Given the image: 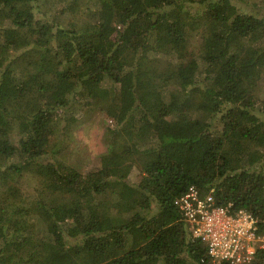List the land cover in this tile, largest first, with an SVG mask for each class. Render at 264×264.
Wrapping results in <instances>:
<instances>
[{
  "label": "trees",
  "instance_id": "16d2710c",
  "mask_svg": "<svg viewBox=\"0 0 264 264\" xmlns=\"http://www.w3.org/2000/svg\"><path fill=\"white\" fill-rule=\"evenodd\" d=\"M263 60L264 13L233 0H0V264H214L174 204L191 185L264 235ZM85 107L108 149L82 172Z\"/></svg>",
  "mask_w": 264,
  "mask_h": 264
},
{
  "label": "built area",
  "instance_id": "2783aa9c",
  "mask_svg": "<svg viewBox=\"0 0 264 264\" xmlns=\"http://www.w3.org/2000/svg\"><path fill=\"white\" fill-rule=\"evenodd\" d=\"M174 204L188 223L192 238L206 245L214 264H252L257 250L264 249L257 218L246 210L234 212L232 204H217L212 191L203 195L191 185Z\"/></svg>",
  "mask_w": 264,
  "mask_h": 264
},
{
  "label": "rangeland",
  "instance_id": "374dc122",
  "mask_svg": "<svg viewBox=\"0 0 264 264\" xmlns=\"http://www.w3.org/2000/svg\"><path fill=\"white\" fill-rule=\"evenodd\" d=\"M243 11H252L255 14H263L264 12L258 9V0H233ZM262 70L264 72V60ZM262 95L264 96V80L262 81ZM132 119L128 124H131ZM106 116L98 109L89 110L87 107L83 110V115L73 128L69 140L68 147L64 154L68 157V162L82 172H87L91 169H98L102 166L103 158L107 154L106 143ZM0 177L8 188L12 176L9 177L8 170L0 171ZM9 177V178H8ZM139 179V168L134 167L128 177L131 185L135 184ZM11 183H9L10 185ZM55 248H49V253L54 252ZM56 259L61 264H78L76 259L70 258L69 255L60 254Z\"/></svg>",
  "mask_w": 264,
  "mask_h": 264
}]
</instances>
